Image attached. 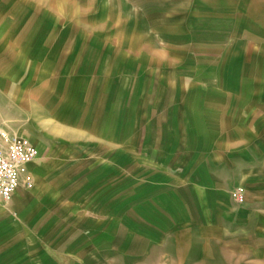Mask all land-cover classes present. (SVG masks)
<instances>
[{
    "label": "rangeland",
    "instance_id": "rangeland-1",
    "mask_svg": "<svg viewBox=\"0 0 264 264\" xmlns=\"http://www.w3.org/2000/svg\"><path fill=\"white\" fill-rule=\"evenodd\" d=\"M257 2L0 0V47L11 32L9 42L28 50L13 64L32 69L45 47L94 51L92 72L63 71L56 81L64 89L59 111L77 119L72 127L47 125L43 110L24 116L53 135H32L50 170L43 164L39 197L11 210L19 231L0 229V264H264V8ZM18 69L14 82L22 84L29 76ZM13 113L17 124L19 105ZM101 117L109 136L91 127ZM99 160L108 161L109 181L88 189L85 177ZM183 161L196 167L176 181L189 192L175 200L165 183ZM213 163L221 166L208 182L204 166ZM203 195L215 197L211 207Z\"/></svg>",
    "mask_w": 264,
    "mask_h": 264
},
{
    "label": "crops",
    "instance_id": "crops-1",
    "mask_svg": "<svg viewBox=\"0 0 264 264\" xmlns=\"http://www.w3.org/2000/svg\"><path fill=\"white\" fill-rule=\"evenodd\" d=\"M243 2V1H242ZM240 6H245L246 3H242ZM237 4V3H236ZM257 5L259 8H264V2L262 0H258ZM7 37H5L6 42H4V45L1 44L0 47V92H2V98L3 100L0 101V125L3 127L9 129L11 132L19 133L20 135L27 136L31 142L36 145L39 150L40 154L39 156L33 161L28 163V170L32 174L34 179V186L32 188H27L25 186H20L13 194L12 198L9 201H4L3 199H0V229H4L5 227L13 230V231H19L18 228V221L15 219L13 214L11 213L12 209H20L22 205L25 203V201H28L30 197H34L38 195V191L40 184H42V178H44L45 174H40L43 164V170L49 171V163L47 165V162L44 161V155H43V148L42 144L40 145L37 142L36 136H50L51 134L44 130V133H42V129L39 127L38 124L34 123V120L31 119L30 115L27 117H24L28 111L33 110L37 111L40 114V111L43 110L48 114L47 125H61V122H65L66 126L72 127L74 125L73 121H76L75 117H71V109H68L69 113L66 115H62L61 111H59V107L57 106V103L61 100L63 96L64 89L58 88L56 86V81L61 76V73L63 71H68L71 73L70 78H73L72 73H77L75 71L82 70L92 72L94 69V65L90 62V56L93 53L88 52H94L90 51L89 49H80L77 48L73 49H66V48H52V47H45L44 50H40L43 53L39 54L38 57L34 58V67L32 69L30 68L29 63H22L20 66L13 64V58L18 53L17 51L20 50L22 52V55L24 56V52L28 51L26 45L23 43L20 45V49L18 47H14L13 43L9 42L11 39H13L14 34L13 33H7L5 34ZM8 35L10 38H8ZM59 50V51H55ZM55 51V52H54ZM80 56L82 58L78 59L77 57ZM75 57V58H73ZM69 59L70 64L69 68H66V61ZM64 65V66H63ZM15 66L20 67L18 69L19 72H26L28 73V78L26 81H23L22 84H19L18 82H14V68ZM37 70V71H36ZM31 72L36 73V81L31 84ZM24 75L20 77L21 80H23ZM72 89L67 90L66 95H71ZM13 105H19V109H21V118L15 120L13 118H16L19 116V114L13 113ZM75 108V107H73ZM73 116V115H72ZM12 117V118H10ZM39 117V116H38ZM61 117L64 118L63 121H61ZM82 117V116H81ZM21 119V120H20ZM79 119V118H78ZM101 119V122L99 120ZM79 124H82V127H85L87 124L84 123V121L78 122ZM100 124V125H99ZM26 127V128H25ZM29 127H33L34 130H30ZM94 131H96V135L98 136H105L110 135L109 130V122H105L104 118H98L97 123H93L91 126ZM198 131H203V129H199ZM35 137H33V136ZM53 136V135H51ZM218 140V139H217ZM42 143V142H41ZM229 145L228 143L225 144V146ZM236 148V147H235ZM230 149V148H229ZM237 150V148L235 149ZM233 150V151H235ZM191 152L195 153V150H192ZM199 156L203 155V153H199ZM173 158V157H172ZM171 160V158H170ZM107 160H99L94 165L92 164L89 168H96V170H93L92 172L94 175H86L84 184L87 186L88 189L93 188L94 185L104 184L109 181V165H107V162H104ZM194 161V160H193ZM191 161H183L184 169L183 171L174 170L176 172L171 171V175L173 178L172 183L166 182L167 187L164 188L166 190H170L173 194V197L176 199H181L187 192L186 189L180 186L179 183L176 181L179 180L180 175L184 172H187L190 168H195L196 163ZM168 162V161H167ZM173 161L171 160V166H168L172 169H177L175 165L173 166ZM200 164V163H199ZM221 166V163L217 164H207L205 167V173L207 175L208 182L214 181V178L216 176L215 168ZM39 167L41 169H39ZM180 168V167H178ZM88 169V166H87ZM42 170V171H43ZM90 172V173H92ZM205 173L203 172V175L205 176ZM40 174V175H38ZM100 177V178H99ZM184 179V174L182 175ZM38 178V179H37ZM213 184V182L211 183ZM37 185V186H36ZM149 191L154 192L158 190V182L152 181L149 183ZM152 196V195H151ZM155 197V194H153ZM204 198V199H203ZM203 198H201V203L205 205V207H211L215 201V197H209L203 195ZM196 203L199 205V201L197 199ZM192 205H194L193 202H191ZM201 206V205H200ZM175 211L173 213V216L177 214L176 210L177 208H174ZM22 226V225H20ZM23 228V227H22Z\"/></svg>",
    "mask_w": 264,
    "mask_h": 264
},
{
    "label": "built area",
    "instance_id": "built-area-1",
    "mask_svg": "<svg viewBox=\"0 0 264 264\" xmlns=\"http://www.w3.org/2000/svg\"><path fill=\"white\" fill-rule=\"evenodd\" d=\"M31 141L0 125V199L4 201H9L21 185L34 186L28 163L39 156L40 150ZM241 191L240 187L236 194Z\"/></svg>",
    "mask_w": 264,
    "mask_h": 264
}]
</instances>
